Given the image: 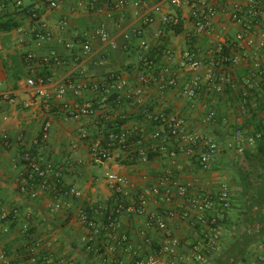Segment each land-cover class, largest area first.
Here are the masks:
<instances>
[{
	"label": "crops",
	"instance_id": "crops-1",
	"mask_svg": "<svg viewBox=\"0 0 264 264\" xmlns=\"http://www.w3.org/2000/svg\"><path fill=\"white\" fill-rule=\"evenodd\" d=\"M17 1L0 0V20L9 18L19 24L9 32L0 33V96L7 93L14 99L11 103L0 99V131L12 141L9 147L0 145V208L17 211L14 220L7 223L8 232H0V256L4 255L9 264H128L146 257L152 249L144 245V237L151 236L158 243L163 236L156 226H147L148 215L125 211L118 219L115 232L103 231L93 239H89L88 228L79 221L82 208L90 211L100 223L108 217L116 202L106 180L109 172H118L136 185V190L126 189L125 199L129 205L135 204L139 196L166 178L169 180L161 189L163 194L168 192L174 196L178 185H186L189 188L188 199L209 196L217 203L220 186L225 183L229 187V206L216 205V212H209L206 216L207 219L213 216L221 219L220 248L212 251L206 248L212 225L203 223V213L190 204L186 216L178 212L173 217L168 211L173 207L178 209L179 205L163 202V194L148 195L149 211H158L172 236L180 241L178 252L189 260L188 264H200L192 251L194 245L208 252L206 264H212L215 256L227 254L242 235L248 234V227L259 228L261 222L258 218H252L250 222L248 219L246 226L242 224L244 217L249 218L247 207H251L248 196L244 195V178L251 183L249 196L256 192L263 180L259 169L243 161L244 153L240 155L235 150L222 149L207 170L201 168L196 156L187 155L175 143L167 141L169 149H176V157L162 155L155 149L163 141L153 138L155 133L161 132L162 126L138 112L143 106L154 113L178 115L185 121L187 133L210 135L225 145L234 140L236 117L240 112L238 94L249 72L247 67L242 66L233 72L239 89L214 97L207 95L206 91L194 105L179 91L189 79L186 73L177 74V87L161 89L152 81L144 87L141 105H134L133 89L140 85L142 52L140 38L132 34L133 29L144 26V38L152 46L158 64L154 71L156 76L167 65H172L173 69L176 67L167 60L168 51L180 54L193 50L199 57H204L207 38L193 29L187 7L179 12L180 26L174 27L165 26L162 22L165 14L174 12L165 0H148L146 7L137 10L131 7L114 9L112 0H98V8H89L90 0H58L56 9L49 8L43 0H19V6ZM212 1L221 11L215 21L216 27H227L230 35L236 33L240 26L233 24L225 11L232 3H242L243 0ZM156 6L161 7L160 12L155 11ZM29 9L35 11L36 19L27 13ZM146 15L153 16L155 20L145 26L142 17ZM63 19L68 22L66 29L58 25ZM102 25L114 46L102 43L95 34ZM37 32L48 33L51 37L39 44L35 38ZM75 32L89 39L92 46L90 54L78 46H68ZM160 32L162 35L158 36ZM29 54H35L36 60L29 62ZM54 54L60 57L61 63L42 62L43 58ZM118 67L122 69L119 75L130 85L127 91L122 92L117 100H110L105 110L100 109L96 114L78 120H68L62 109L64 103H96L100 95L87 89L78 95L68 91L58 99L56 89L67 79L102 83L109 74L116 73ZM29 77L48 91V106L43 101L31 105L35 95L26 85ZM261 104H264V96L258 93L248 99L247 110L241 115L247 136L256 133L250 127L252 115L256 121L264 119V113L260 112ZM211 110L215 111L216 120L207 122L205 118ZM115 118L126 120L118 130L130 134L129 147L112 146L111 160L104 166H97L92 162L90 148L96 143L105 144V135L116 129ZM223 118L229 120L228 126L222 124ZM47 120L52 122V127L49 138L42 141L40 133ZM81 130L87 131L86 139H80ZM72 143L77 147L72 149ZM247 147L254 148V145L245 143L244 151ZM140 149L147 152L148 160L143 161L135 154ZM28 150L35 152L43 163H53L62 170L58 190L42 188L35 183L27 192L20 191L17 176L24 168L21 154ZM69 189L81 192V196L65 195L63 192ZM32 192H36L35 198L30 197ZM57 200L62 207L57 211L50 210L49 205ZM24 225H28L29 232L24 231ZM122 234L129 237L125 243L119 241ZM262 258L264 236L252 240L236 264H260Z\"/></svg>",
	"mask_w": 264,
	"mask_h": 264
},
{
	"label": "built area",
	"instance_id": "built-area-1",
	"mask_svg": "<svg viewBox=\"0 0 264 264\" xmlns=\"http://www.w3.org/2000/svg\"><path fill=\"white\" fill-rule=\"evenodd\" d=\"M43 1L51 9H56L59 6L58 0ZM97 1L90 0L88 3L89 8H98ZM165 1L173 8L174 12L167 13L162 17L163 24L165 26H179L181 20L179 12L187 7L193 29L197 34L207 38V48L202 58L193 50H186L180 54L168 51L167 60L170 64L174 63L176 67L173 69L174 67L172 65H167L156 76L154 75V71L157 69L158 64L152 46L144 38V26L133 29L132 34L140 38V49L142 52L140 56V64L142 67L140 85L133 89V96L135 98L133 99L134 105H141L140 98L144 87L152 81H155L161 89L177 87L178 73H186L189 75V79L180 87L179 91L182 96L194 105L201 97V94L206 91L207 95L210 94L214 97L222 95L228 90L239 89L240 85L236 82L233 72L242 66L249 69L245 77V82L238 94V99H240V112L236 117L237 128L233 134L234 140L227 142L225 145H222L216 138L210 135H204L200 132L193 134L187 133L184 128L185 121L178 115L167 116L164 113H154L143 106L139 108L138 112L141 115L162 126L161 132L153 135L154 139H161L163 141L155 150L159 151L162 155L176 157V149H169L167 141L173 144L175 143L176 147L179 146V148H182L187 155L196 156L201 168L207 170L210 168L212 160L220 155L222 149L235 150V152L242 155L244 153L245 143L253 146L256 144L257 139L264 136L262 131L247 136L243 129V117L241 116L247 110L248 99H251L253 96L256 97L258 93L264 96V0H243L242 3L237 2L231 4V7L225 11V15L229 17L233 24L240 26V29L233 35H230L227 27H221L219 29L216 27L215 21L221 11L212 0ZM147 3L148 0H112L111 6L114 9L131 7L137 10L146 7ZM17 5H21V1L18 0ZM80 5L82 6L83 3ZM155 11L160 12L161 7L156 6ZM27 13L32 18H37L34 10L29 9ZM154 20L155 18L153 16L146 15L142 17V24L146 26L153 23ZM58 25L61 29H66L68 22L66 19H63ZM95 34L102 43L114 46L104 25L98 27L95 30ZM161 35V32L158 33V36ZM128 36L126 35V38ZM50 37V34L44 32H37L35 34V38L39 44L49 40ZM68 46H78L86 54L92 52L89 39L82 37L78 32L73 33V41ZM27 60L29 62L35 61L36 55L29 54ZM42 62L46 64H57L62 61L58 55L54 54L46 56L42 59ZM26 85L34 91L35 96L31 105H35L38 101H43L48 106V97L50 95L44 85H38L33 77L27 78ZM129 87L130 85L124 77L117 73H111L107 80L102 83H89L85 80L67 79L56 89L55 96L61 99L68 91H72L75 95H78L87 89L100 95L96 103H92L91 101H86L82 104L64 103L62 109L66 118L74 121L82 117L92 116L100 109L105 110L109 103L108 93L110 90L115 89L124 92ZM0 99L10 103L14 101L10 94L7 93L2 94ZM205 120L207 122L215 121V111H209ZM222 124L228 126L230 123L227 118H223ZM51 127L52 122L50 120L44 122L40 133V139L42 141L49 138ZM79 136L80 139H86L88 133L85 130H81ZM129 141L130 134L128 132L109 131L107 146L100 143L91 146L90 155L92 162L97 166L106 165L112 158L111 147L117 145L121 149H127L129 147ZM38 142L39 140L36 141V143ZM235 142H237V145ZM11 143L12 141L8 135L0 131V145L9 147ZM76 147L77 145L75 143L71 144L72 149ZM135 154L143 161L148 160V154L144 149H140ZM21 160L24 168L17 176V182L21 192H27L29 187L35 186V183H38L42 188L59 189L62 173L60 168L53 163H43L39 156L30 150L21 154ZM106 180L116 197V202L110 209L108 217L100 223L87 209L82 208L79 212V221L88 228L89 239L98 237L103 231L115 232L117 230L118 219L125 211L132 212L136 215H148L149 222H147V226H156L163 232V236L156 247L154 246V239L151 236H145L143 243L152 250L146 257L134 260L128 264H188L189 260L178 252L180 241L172 236L158 211H149L148 209V195L153 194L157 196L163 194L161 189L169 179L161 180L159 185L150 189L144 195L139 196L137 202L133 205L126 203L125 197L127 196V188L136 190L134 183H131L127 177L118 172L107 173ZM63 193L75 197L81 196V192L75 189H69ZM188 193L189 188L186 185H178L174 196L168 192L163 194V202L170 205H179L178 209L176 207L170 209L168 214L175 217L180 212L181 215L186 216L190 209V204L197 208L205 217L203 223L212 225L211 234L206 242V248L208 251L218 250L222 240L220 222L218 217L213 216L207 219L206 216L209 212H216V205L229 206L231 201L229 187L225 183L220 186L217 203L209 196H204L200 199H188ZM36 196V192L30 193L31 198H35ZM185 199L186 201H183ZM61 207L62 204L59 200L49 205V209L52 211H57ZM16 214V210L12 212L5 207L0 208V232H8L7 223L14 220ZM23 229L27 232L28 225H24ZM128 240L129 237L126 234H122L119 237L121 243H125ZM202 248L194 245L192 251L198 263L206 264L208 261V252H204ZM0 264H9V260L4 255H1ZM260 264H264L263 258Z\"/></svg>",
	"mask_w": 264,
	"mask_h": 264
},
{
	"label": "trees",
	"instance_id": "trees-1",
	"mask_svg": "<svg viewBox=\"0 0 264 264\" xmlns=\"http://www.w3.org/2000/svg\"><path fill=\"white\" fill-rule=\"evenodd\" d=\"M11 19L6 18L3 20H0V33L2 32H9L12 29L16 28L19 26L17 22L10 21ZM180 26V25H179ZM178 27V26H174ZM116 73L117 74H122V69L121 68H116ZM129 73H132L131 70H127ZM121 91L112 89L108 93V100H117L120 95ZM232 98V97H231ZM261 99V97H260ZM138 109V108H137ZM260 112L264 113V104L260 105ZM263 115V114H262ZM255 117V115H252ZM252 117L250 120V127L253 128L254 131H262L264 134V119L259 118V120H255V118ZM126 122L125 119L121 118H115L113 120V123L116 124V129L113 130L114 132H120L118 130L121 125H123ZM111 130V131H112ZM253 131V132H254ZM107 137L108 133L105 135V146H107ZM243 161L248 163L250 167H255L256 169H259L261 171L260 177L263 178L262 182L259 184L258 189L256 188V192L252 195L249 196L250 190H251V183L248 179L244 178L245 182V191L244 195L248 196V202L251 204V207H247V216L249 218L244 217L245 221H242L243 225H247V220H250L253 218L254 220H260L259 228L257 230L255 229H250L248 227L247 233L242 235V239H240L239 242H236V244L233 246V248L228 252L227 254H219L215 256V260L213 261L212 264H236L239 259H242L245 251L248 249V246L252 242V240L256 241L258 238H262L264 236V136L260 139L256 140V144L254 145V148L247 147L244 151ZM220 208V207H219ZM254 216V217H253ZM221 222V219H218ZM29 232V228L27 230ZM246 240H250V242H246ZM158 244L154 241V246L156 247Z\"/></svg>",
	"mask_w": 264,
	"mask_h": 264
},
{
	"label": "rangeland",
	"instance_id": "rangeland-1",
	"mask_svg": "<svg viewBox=\"0 0 264 264\" xmlns=\"http://www.w3.org/2000/svg\"><path fill=\"white\" fill-rule=\"evenodd\" d=\"M223 154V153H222Z\"/></svg>",
	"mask_w": 264,
	"mask_h": 264
}]
</instances>
